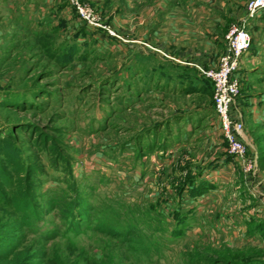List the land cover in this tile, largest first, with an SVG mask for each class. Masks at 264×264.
<instances>
[{"label": "rangeland", "instance_id": "rangeland-1", "mask_svg": "<svg viewBox=\"0 0 264 264\" xmlns=\"http://www.w3.org/2000/svg\"><path fill=\"white\" fill-rule=\"evenodd\" d=\"M75 1L0 0V138L19 151L13 168L0 155V202L16 208H0V248L22 264L264 260V62L238 72L249 147L228 155L213 93L183 92L178 66H135ZM77 1L113 32V5ZM191 178L213 187L192 197Z\"/></svg>", "mask_w": 264, "mask_h": 264}, {"label": "crops", "instance_id": "crops-1", "mask_svg": "<svg viewBox=\"0 0 264 264\" xmlns=\"http://www.w3.org/2000/svg\"><path fill=\"white\" fill-rule=\"evenodd\" d=\"M98 1L101 6L105 5L106 10H109V4L113 5L114 10L111 8L108 11V17L113 19L114 24L109 23L114 28L112 36L118 37L116 40L122 46L128 43L131 47L132 64L139 68L151 64L163 65L164 68L178 66L181 75L186 71L193 73L191 77L202 84L210 79L198 67L208 69L216 64L225 51L226 30L244 16L247 0ZM101 32L110 37L106 30ZM125 35H130L131 39L124 38ZM251 36L252 42L244 57V65L253 66L251 70L247 69L249 71L258 69V64L264 62L261 54L264 50V25H254ZM141 38L146 40L142 42ZM140 43H147L149 47L145 48ZM150 59L156 63L146 64ZM199 109L202 111L201 107L192 111ZM192 111L186 113L191 116ZM223 160L230 161L231 157Z\"/></svg>", "mask_w": 264, "mask_h": 264}, {"label": "built area", "instance_id": "built-area-1", "mask_svg": "<svg viewBox=\"0 0 264 264\" xmlns=\"http://www.w3.org/2000/svg\"><path fill=\"white\" fill-rule=\"evenodd\" d=\"M74 5L88 26L100 27L113 34L110 28L99 24L89 8L77 0ZM257 24L264 25V0H247L245 15L240 19V23L231 24L225 34V51L219 56L217 65L208 69L198 67V70L212 81V105L218 116L221 140L226 144L227 154L235 157L242 156L249 147L242 121L234 117L231 110L239 93L238 72L252 42V27Z\"/></svg>", "mask_w": 264, "mask_h": 264}, {"label": "trees", "instance_id": "trees-1", "mask_svg": "<svg viewBox=\"0 0 264 264\" xmlns=\"http://www.w3.org/2000/svg\"><path fill=\"white\" fill-rule=\"evenodd\" d=\"M85 29V28H84ZM86 30V29H85ZM84 30V31H85ZM182 77V82L184 83L183 86V92L185 93H202L204 95L212 96L213 93V85L211 80H208L209 82H205L202 84H198L197 80L194 79L191 76H194L193 73H190L188 71L184 72L183 75H180ZM207 80V79H206ZM212 104V103H211ZM213 108V105H212ZM1 135V133H0ZM11 135L5 134L4 137L0 138V155H3L6 160V165L9 167L14 166L16 159L19 157V151L18 148L12 143ZM229 159V157H227ZM0 180L2 181L3 185L6 187L10 186L9 181L6 179V177L0 173ZM190 186L187 188V192L190 196L195 197L197 195L203 194L206 192L209 188L213 187V185L204 179L198 180V182H195L194 178L190 179ZM13 205V206H11ZM7 206L9 210H16L15 208V202L10 204H4L1 200L0 202V208ZM79 208V206H78ZM30 210V206L27 204V206L23 205L20 210H17L19 213L22 214L21 220L22 222L19 223L17 226H10L11 231H19V228L23 225H27L26 223L28 218V215L26 212ZM73 211L71 212V214ZM73 215V214H72ZM182 228L179 225H176L173 231V234H179L181 233ZM14 251V245L11 243L5 244L4 248H0V264H22V261H24L23 256L21 257L19 253L14 254V258L12 257V252ZM17 254V256H16ZM16 257H19L21 260H17ZM226 264H264V260H260L259 258H250L248 260H242L238 262H227Z\"/></svg>", "mask_w": 264, "mask_h": 264}]
</instances>
